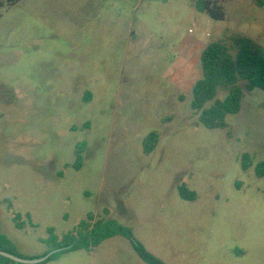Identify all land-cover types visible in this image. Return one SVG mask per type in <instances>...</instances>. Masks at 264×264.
<instances>
[{
  "label": "rangeland",
  "instance_id": "1",
  "mask_svg": "<svg viewBox=\"0 0 264 264\" xmlns=\"http://www.w3.org/2000/svg\"><path fill=\"white\" fill-rule=\"evenodd\" d=\"M197 1L3 0L0 230L19 255H46L49 228L62 238L93 213L166 264H264V90H245L225 129H207L191 107L211 42L240 34L264 53V7L214 0L226 13L216 21ZM152 132L160 141L146 155ZM183 184L196 201L181 199ZM47 264L146 263L116 237Z\"/></svg>",
  "mask_w": 264,
  "mask_h": 264
},
{
  "label": "trees",
  "instance_id": "2",
  "mask_svg": "<svg viewBox=\"0 0 264 264\" xmlns=\"http://www.w3.org/2000/svg\"><path fill=\"white\" fill-rule=\"evenodd\" d=\"M22 0H9L11 6L19 4ZM260 7H264V0H256ZM4 6L0 0L1 9ZM199 13L207 14L211 19L224 21L225 10L214 0H199L195 3ZM202 78L193 87L192 109L199 113V120L209 130L227 128V117L238 114L242 109L244 91L254 89L264 90V53L256 46L254 41L240 34H227L222 40L211 42L202 52ZM245 83V85H242ZM220 88L228 91L227 98L222 101L217 99ZM88 101V97H85ZM215 101L211 107L206 105ZM160 134L152 132L143 141V149L146 155H151L158 147ZM87 143H80L75 150V169L81 170L84 167V153ZM252 166L250 156L244 155L243 169L247 171ZM259 178L264 177V163H259L256 168ZM179 195L185 201H196L198 195L190 190L187 185L179 187ZM107 216L109 210H105ZM14 223L17 229L23 230L25 223L21 215L14 216ZM122 237L129 240L135 252L146 264H166L164 261L150 253L143 245L135 240L131 228L107 218H99L90 213L86 220H83L74 230L66 233L60 238L55 229H48V237L42 242L48 248V252L71 247V249L53 256L48 262L58 259L63 254L87 251L90 252L105 241ZM0 251H5L16 256L18 254L15 244L0 230ZM24 258V257H23ZM0 264H16L13 261L0 256Z\"/></svg>",
  "mask_w": 264,
  "mask_h": 264
},
{
  "label": "water",
  "instance_id": "3",
  "mask_svg": "<svg viewBox=\"0 0 264 264\" xmlns=\"http://www.w3.org/2000/svg\"><path fill=\"white\" fill-rule=\"evenodd\" d=\"M71 249V247H65V248H60V249H55L50 252H48L46 255L36 258V259H27L23 257L16 256L14 254L5 252V251H0V256L7 258L11 261H13L16 264H43L49 261L53 256L65 252L67 250Z\"/></svg>",
  "mask_w": 264,
  "mask_h": 264
}]
</instances>
